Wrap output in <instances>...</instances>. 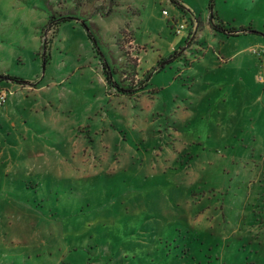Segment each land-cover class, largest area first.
<instances>
[{"label":"rangeland","instance_id":"obj_1","mask_svg":"<svg viewBox=\"0 0 264 264\" xmlns=\"http://www.w3.org/2000/svg\"><path fill=\"white\" fill-rule=\"evenodd\" d=\"M258 42L264 0H0V264H264Z\"/></svg>","mask_w":264,"mask_h":264},{"label":"trees","instance_id":"obj_2","mask_svg":"<svg viewBox=\"0 0 264 264\" xmlns=\"http://www.w3.org/2000/svg\"><path fill=\"white\" fill-rule=\"evenodd\" d=\"M53 18V17H52ZM64 19V18H63ZM212 19H214V17L212 16ZM215 20V19H214ZM55 21V19L53 18L52 19V21L50 22L51 24L53 23ZM62 21H64V20H62ZM65 22V21H64ZM55 23L56 24H59V21H55ZM213 27H214V29L215 30H222V27H221V25H213ZM224 31V30H223ZM235 32V31H234ZM230 34L231 35H238V34H236V33H233V32H230ZM110 76H109V73H108V76H107V80L109 81L110 80ZM7 80H9V81H12V82H18V79L17 78H14V77H10V76H8L7 77Z\"/></svg>","mask_w":264,"mask_h":264},{"label":"built area","instance_id":"obj_3","mask_svg":"<svg viewBox=\"0 0 264 264\" xmlns=\"http://www.w3.org/2000/svg\"><path fill=\"white\" fill-rule=\"evenodd\" d=\"M164 14H167V12L164 11ZM183 24H185V23H183ZM185 26H186V24H185ZM183 27H184V25H180V30ZM180 30H178L177 33H179ZM5 100H6V92H5V94L2 93V95H0V104H2L3 102H5Z\"/></svg>","mask_w":264,"mask_h":264},{"label":"crops","instance_id":"obj_4","mask_svg":"<svg viewBox=\"0 0 264 264\" xmlns=\"http://www.w3.org/2000/svg\"><path fill=\"white\" fill-rule=\"evenodd\" d=\"M263 44H264V43H260V42H258V43H257V46H263Z\"/></svg>","mask_w":264,"mask_h":264}]
</instances>
